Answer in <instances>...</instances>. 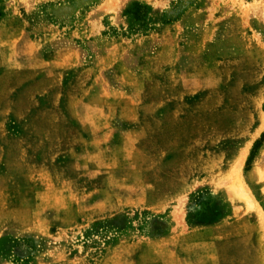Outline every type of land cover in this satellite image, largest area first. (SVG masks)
Masks as SVG:
<instances>
[{"label":"rangeland","instance_id":"374dc122","mask_svg":"<svg viewBox=\"0 0 264 264\" xmlns=\"http://www.w3.org/2000/svg\"><path fill=\"white\" fill-rule=\"evenodd\" d=\"M263 115L264 0H0V264H117L190 185L264 228Z\"/></svg>","mask_w":264,"mask_h":264},{"label":"crops","instance_id":"0c3cea01","mask_svg":"<svg viewBox=\"0 0 264 264\" xmlns=\"http://www.w3.org/2000/svg\"><path fill=\"white\" fill-rule=\"evenodd\" d=\"M195 186L173 197L167 208L173 223L164 233L141 239L128 229L106 259L114 253L117 264H264V228L257 219L229 214L213 223H187L183 207ZM244 219V226L236 224Z\"/></svg>","mask_w":264,"mask_h":264},{"label":"bare ground","instance_id":"6f19581e","mask_svg":"<svg viewBox=\"0 0 264 264\" xmlns=\"http://www.w3.org/2000/svg\"><path fill=\"white\" fill-rule=\"evenodd\" d=\"M261 8V7H260ZM259 12V11H258ZM262 123H263V127H264V115H263V118H262ZM238 164H237V169H239V166H240V162H241V160L239 159L238 160ZM240 197H242V198H244V199H246V200H248V203H249V205H250V207H251V201H252V199H251V194L248 192V191H246V190H244V187L241 185V188H240V191H239V194H238ZM251 199V200H250ZM253 203V202H252Z\"/></svg>","mask_w":264,"mask_h":264},{"label":"trees","instance_id":"16d2710c","mask_svg":"<svg viewBox=\"0 0 264 264\" xmlns=\"http://www.w3.org/2000/svg\"><path fill=\"white\" fill-rule=\"evenodd\" d=\"M135 6L136 7H139V8H144V9H147V5H141V4H139V3H135ZM142 15H145V13H143Z\"/></svg>","mask_w":264,"mask_h":264}]
</instances>
